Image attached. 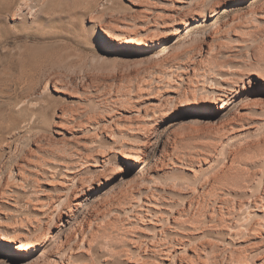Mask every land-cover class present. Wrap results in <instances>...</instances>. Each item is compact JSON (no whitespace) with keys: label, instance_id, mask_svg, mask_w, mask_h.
Listing matches in <instances>:
<instances>
[{"label":"bare ground","instance_id":"obj_1","mask_svg":"<svg viewBox=\"0 0 264 264\" xmlns=\"http://www.w3.org/2000/svg\"><path fill=\"white\" fill-rule=\"evenodd\" d=\"M30 1L0 3L1 41L12 35L5 20L15 28L36 21L31 19L40 11ZM152 1L151 6L160 3L155 15L145 10L154 15L153 25L135 32L110 26L108 37L123 50L140 46L136 52L150 56L152 69L198 57L217 76L208 77L215 86L188 84L193 90L180 92L169 79L160 98L136 93L119 115L91 121L87 116L76 126L66 109L56 110L59 105L51 110L57 120L44 128L40 112L49 104L43 97L50 86L65 90L53 76L22 101L0 95V213L7 204L14 214L5 216L12 226L0 224V252L19 264H208L217 245L206 239L215 236L234 245L239 259L264 264V68L259 67L264 47L258 50V67L245 62L239 69L236 50L229 46L242 39L239 32L254 33L264 24V1L257 6L260 0ZM144 88L139 89L145 93ZM185 116L180 130L158 138L162 125ZM121 126L137 143L115 140L114 152L108 153L105 143L103 151L99 135L114 140ZM208 141H217L221 150ZM230 144L220 164L219 151Z\"/></svg>","mask_w":264,"mask_h":264},{"label":"rangeland","instance_id":"obj_2","mask_svg":"<svg viewBox=\"0 0 264 264\" xmlns=\"http://www.w3.org/2000/svg\"><path fill=\"white\" fill-rule=\"evenodd\" d=\"M2 1H6V0H0V3ZM220 1L222 0H212L209 3L213 4L215 2H220ZM262 1L264 0L258 1L254 6L259 5L260 2ZM42 2L43 0L30 1V5L31 6L37 5L36 9L40 11L37 13L38 17H34V19H31V22H34L36 20L34 22L35 24L32 23L31 25V23H29V25L22 26V28L20 26H17L19 28L18 29L15 28L16 26L12 25L11 20L8 21L5 20L6 23L8 22L7 23L8 27L9 25L12 26L9 27L10 30L9 32L12 35L9 36L10 38L7 39V41H1L2 38L0 37V60H1L0 61V95L9 96L11 99L13 98V100L15 101L16 99H21L22 101L23 97L28 95L32 96L34 92H37L39 87L45 84V81L49 78V76L51 77L53 76L52 78L57 80V81L55 80V82L57 83L56 85L60 87H65V90L63 89L64 91L62 90V88H60V91H57L55 87L53 86L49 87L47 96L45 95L44 96L45 98L43 97V100H46V102H48L45 105L49 104L48 105L49 108L46 107L47 111H45L44 109L42 112H40L42 116L43 115L46 116V117L44 116L45 118L43 117L42 120L40 121V127L42 126L44 128L46 127L45 125H48L46 123H48L49 121H50L49 123L53 122V120L51 119L57 120V118L56 117L53 118L52 115L55 112L54 110L56 109V107L59 105L60 106L57 107L56 110L59 109L61 112L63 110L65 111L66 109L69 118L75 119L74 124L76 126L78 125V123L83 124L84 122H87L88 118L89 119L91 118L90 119L91 121L92 119L94 120L96 118L109 119L114 116H117L120 114V112H122L121 109L119 108L127 107V106L131 107L130 106L131 103L129 102L127 103L126 100L128 101L130 100V102H133V98L138 97V95L140 94L141 96L144 94L145 97L152 95L156 97L159 96L158 98H160L162 96L160 94L164 92L163 91L164 89L162 88L164 86L166 87L165 83L168 82L169 79L172 81L175 80L176 85L178 86V90L180 92L181 91L184 92L185 90L186 91L193 90L194 87L195 89H198L197 87L201 88L202 86L200 85L202 84L203 85L205 84L206 87L211 86L212 84L209 82H212L211 81L212 79L210 80L209 78H212V75L213 78L217 77V76L215 77V74L211 70L210 71L208 70L209 66L207 63H204L203 65L200 64V58L198 57H195L196 59L188 58V60H186L187 58L177 59L176 63L178 64L175 65L177 66L180 64V66L176 67L174 65L175 67H170V68L168 66L167 67L168 72H167V68L165 67L166 68L165 69L163 66L160 67L158 66L159 68L157 67V69H152L153 68L152 65L155 64H153V61L151 62L149 58L150 56L136 52L137 49L140 48V46L136 44H132V45H128L127 47H124L125 50H123L122 45H119L117 41L112 40L110 37H108L107 33L109 32L110 26L112 27L115 26V28L117 27L118 29L121 28L123 29V31H126L127 29L128 31L129 29L130 30L135 29L133 30L134 32L136 31V29L139 30L140 27L142 28V26L144 29H146V27L147 28L150 27V25H153V21L150 22V20L152 19L151 17L156 14L154 13L155 12L154 10H156L157 7H159L160 3L159 5L157 3L158 6H156V4L151 6L154 3L153 1L151 2V0H46V2H43V4ZM149 3L152 4L150 5ZM38 6L40 7L42 6V7L40 8ZM145 6H147V8ZM150 7L151 9H149ZM152 7L155 8H153L152 10ZM250 8L252 9V6L247 7V10L248 11L251 10ZM145 10L146 11L151 10L150 12L153 11L152 13L154 15L153 14L151 15L150 12H146ZM148 16L150 17V19ZM225 16L226 14L222 15L220 17V20L225 19L227 17ZM263 25L264 24H261L255 27L257 30L252 29L254 33L253 32L251 33L250 32L251 30L248 31L249 33L245 31L247 34L242 31H241L242 33L239 32L238 33L239 36L241 35L242 37V39H239V43L237 41H229L230 43L229 46L230 47L232 46L231 48L236 50L235 56H238V58L235 57L234 66L241 67L242 65V68L244 69V64L242 63L245 62L246 63L251 62L250 64H255L254 67L259 66L261 62H259L260 53L258 52L260 51L261 47L262 48L264 47ZM106 29H108L107 32ZM255 30L257 32H255ZM238 47L240 49H238ZM142 48L144 47L142 46ZM182 61L185 62L182 63ZM190 61L191 63H188ZM187 64H189L190 67ZM204 65H207V68L206 66L204 67ZM260 65L261 66L259 67L264 68L263 63ZM195 66L197 67L196 73H198L199 77L196 76L197 75L196 73H193L194 72L193 68H196ZM198 67H202V68L200 69ZM176 68L183 70L175 71ZM191 68L193 69V71ZM242 68L241 70H243ZM172 69H174V71ZM186 69L188 72L184 73V70ZM164 70L166 71L164 72ZM169 72L173 73L172 77L170 75L171 78L168 77ZM164 75H166V77ZM167 77L168 79H166ZM191 78L194 80L193 83L196 82L194 83V85L192 83ZM206 80H208V83H206ZM160 83L161 84L164 83V84L160 85ZM145 84L146 86H144ZM188 84L194 87L189 86ZM207 84L210 85L207 86ZM140 87L142 89L146 87L144 88V92L147 95L143 93V91H141L142 89L141 90L139 89ZM151 87L152 90L150 89L151 90L150 91L149 88ZM160 87H162L161 88L162 91H160L161 90ZM139 90L141 93L139 92ZM155 90L156 92L158 90V92L157 93L154 92ZM123 92L126 94H124ZM136 93H138V95ZM34 97L35 99H39L37 96ZM115 97L118 98V100L122 97L120 99L122 101L119 100L120 101L119 103V101ZM115 101H117L116 104ZM124 103H126L127 106H125L126 104ZM21 105L19 106L21 107ZM102 107L104 109H102ZM52 109H54L53 112L51 111ZM111 109H113V111ZM72 115L73 118H71ZM187 120H188L187 116L177 117L173 119L172 122L162 125L158 133V138L159 139L163 138L168 131L180 130L181 127H183L187 123ZM104 125L105 124L101 125L100 128L104 129L103 128ZM52 129H55V127H52ZM109 130H110L109 128L108 130H106L107 131L106 134H108ZM121 130L124 132L122 131L117 132L118 136L112 137L115 138L114 140L113 139L111 140L108 137H106L104 133L99 135V138L101 139L98 138L99 139L98 141H100L98 145L102 146L103 148L106 145L108 151L106 148L103 149L102 147L100 148V150L101 149H103V151L106 150L108 153L114 152L115 150L113 147L115 146V143L113 141L115 140H116L115 142L121 141L120 143L118 142L119 144L117 145L127 144L126 146H129L130 144L133 145L134 143L135 144L137 143L136 142L137 139L134 142L131 135L129 136L130 133L129 130L126 129V127H123ZM119 133H121L122 136H119L120 135ZM117 138H119L120 140ZM208 142L210 143V145L212 143L213 147H215L217 152L221 148L219 147L221 145L218 144L217 141H216L217 146L214 141H208ZM101 143L103 145H101ZM72 145L74 144L70 143L71 146V147L69 146L70 149L74 148ZM230 147H232L231 144L227 145V147L224 148L225 150L224 149L222 150L225 152L221 153V151H219L220 164L223 163L222 158L224 157L225 159L227 150H229ZM158 151L159 150L157 149L151 154L147 162L148 164L149 163L151 164L153 162V160L159 153ZM10 208L11 207L7 204L2 205L3 210L1 209V211L3 212H1L2 214L0 213V218L2 219L0 220V224L4 227L12 226V222L9 219H6L7 217L6 215H14L13 213L10 212V210H8ZM22 231L26 233L24 229H22L20 232ZM20 232H18L19 235H22V233ZM215 237L210 239L208 237L206 241L212 243L214 247L215 244L217 246L219 245L218 247L220 248L216 246L214 252H212L213 250L211 251L212 253L209 252L208 257H210L211 254L213 257L211 256V258H207L208 260H206V262L207 261L209 262L210 260L209 262L210 264L212 263L213 264L214 263L215 264H249V263L254 264L252 258L243 260V258L241 257V259H239L240 255L234 254V252L232 253L233 249L235 248L234 245L228 244L227 242L224 241L223 238L220 237L217 238V236ZM258 243L259 244H256V246L258 247L263 244L260 241ZM245 260L248 261L245 262ZM19 263L20 262L17 261L14 257L0 252V264H19Z\"/></svg>","mask_w":264,"mask_h":264}]
</instances>
